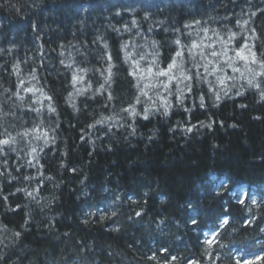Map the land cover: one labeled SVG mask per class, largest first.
<instances>
[{
  "label": "trees",
  "instance_id": "obj_1",
  "mask_svg": "<svg viewBox=\"0 0 264 264\" xmlns=\"http://www.w3.org/2000/svg\"><path fill=\"white\" fill-rule=\"evenodd\" d=\"M229 32L260 57L264 0H0V139L15 138L0 145V264H264V77L247 84L259 65L236 60L233 72L197 55L234 79L180 84L179 105L177 87L147 73L186 51L175 40L209 53ZM61 60L83 77L75 88ZM137 62L149 78L128 75ZM130 104L139 116L122 111Z\"/></svg>",
  "mask_w": 264,
  "mask_h": 264
},
{
  "label": "snow or ice",
  "instance_id": "obj_2",
  "mask_svg": "<svg viewBox=\"0 0 264 264\" xmlns=\"http://www.w3.org/2000/svg\"><path fill=\"white\" fill-rule=\"evenodd\" d=\"M133 23H135V21H133ZM185 27H190V26L185 25ZM254 38L255 37H253V39ZM218 39H219V37H218ZM232 41H237V47L235 49H232L228 46L230 44V42H232ZM153 43L155 44V42H153ZM174 43L176 45L181 46L182 48L186 49V51L176 50L175 54L171 57L170 61L166 63V67H160L157 64L156 60L154 59L153 61H151L150 65L147 67V73L150 76H154V77H158V78H164V79H158L156 81V83L160 84L164 89L168 90L170 93H171L172 86L177 87V92L179 93V95H176V101H177L178 105L183 103V98L185 96L184 89L179 87L180 84H184V87L187 88L188 92L192 93L197 89L198 83H209V84H211V82L206 80V77L209 75L216 76L218 84L215 86L218 88H221V90H224L222 86H224L225 79H229V80L234 79L233 77L216 75V73L218 71H223V69H220L219 63L216 64V66H214L212 69H209V65L213 64V61L207 60L206 64H200L195 59V57L197 55H199L203 59H207V57L209 55L211 57H216L218 59L223 58V59H220V62L227 64L228 67L231 68V70L233 72H239L240 71V69L235 66L236 60L243 61L245 63V66H247L249 63L258 64L260 71H255L253 69H249V71L254 72V75L252 76L251 79H247V78L246 79H247V84L250 88L261 89V82L256 81V77H258V76L264 77V58H261V57H264V53H261L260 57H258L257 52L252 50V46H250L247 43H244V44L239 43V41L237 39V35L235 33L229 32L227 41H220L221 44L225 45V47H223V49L220 51H217L214 45H209L210 47H212V51L209 53H205L203 50L202 44L197 43L195 41H193L190 46L181 45V41L179 39L175 40ZM123 47H127V45H122V48ZM196 49H200L199 53H197L195 51ZM229 51H235V57H229L228 56ZM245 53H247V54H245ZM60 55L63 56L64 53L61 52ZM177 58H179V62H178ZM141 59H144V57H141ZM108 60H109L108 67L103 70V71H106L108 73L107 77H105V80H104L105 84L109 83V81L111 80V78L113 76V73H112L113 65L111 63L112 57L109 56ZM190 61H191L192 68L199 69L202 67L204 69V71L203 72H199V71L193 72L190 68L185 67V65L187 63H189ZM60 63L62 65H64V67L66 69L72 71L71 79H72L73 87L75 88L76 83L79 81H82L83 77L80 76L76 71L73 70V64L71 62L66 63L65 60H61ZM154 67L156 68V71H153ZM81 71H87V70L82 69ZM97 71H101V70L97 69ZM137 73H139L140 79L149 78V77H146L144 75V72L141 71L138 62L136 63L134 70L130 71L128 73V75L132 76L133 79H137ZM101 74H103V72ZM240 74H241V76H244L243 72H241ZM33 78H35V77L33 76ZM185 82H187V83H185ZM21 84H23V81H21ZM151 86H154V85H151V84L145 85V87H151ZM103 88H104V85H101L100 88L96 90V93H94V95L99 94L103 90ZM5 91H7V89ZM26 91L31 92L32 90L26 89ZM83 91L84 90H82V89H77V94L78 95L83 94ZM224 94L227 95L228 92L225 90ZM236 94L241 95L242 93H240L238 91ZM141 95H147V93L144 92L143 89H141ZM206 95L207 94L202 95L200 97V100H201L200 107H202V108L205 106L203 101H204ZM214 95H215V99L217 101H219L221 99L219 92H216ZM19 98L21 100H23V97H19ZM45 99L51 100V97L46 96ZM112 99H113V96L110 94L108 96V100L111 101ZM261 99L264 100V90H261ZM68 100L71 102L70 106H72L75 109V103L72 102L71 94H69ZM135 101H136V104H139L141 102L140 96H136ZM33 103H35V101H33ZM106 106L107 105H105V107ZM160 107H163V109H164L163 115L168 116V110L171 107V104L167 100H165L164 104H162ZM242 107H243V105H242ZM37 111H39V110H37ZM55 111H56L55 107L50 105L49 106V112L55 113ZM122 111L129 112V114L131 116H139L140 115V113H138L136 111L135 104H130L128 108H124V109H122ZM185 111H187V109H185ZM149 112H150V109L145 108L142 118L147 120L149 118ZM109 119H111V118L109 117ZM104 122L105 121L103 119L97 120L96 124H102ZM88 127H93V125H88ZM191 130H192L191 128L188 129V131H191ZM19 135L27 136V135H29V133L27 131H25L23 133H20ZM41 137H43L45 145H47V143L49 142L48 133L42 132L39 135L35 136L34 138L39 140V139H41ZM13 142H15L14 137L9 138V139H0V145H3V146H8L10 143H13ZM52 142L54 143V138H53ZM33 152H35V149H33ZM28 163H29V165H31V163H32L31 160H29ZM2 174L3 173H0V175H2ZM48 179H51V178L49 177ZM22 191H24V189H21V188L17 189V192H22ZM26 195L29 197H32L33 199L35 198L33 192H26ZM240 203H243V201L241 200ZM140 215L141 214L139 212L136 213V216H140ZM220 219H221V222L219 224V227H221V228L224 225H227L229 223V220L227 218L221 217ZM85 223H87V221H85ZM192 223L196 224L197 221L195 219H192ZM17 235H19V234L17 233ZM216 235H217L216 228L213 227V229L210 230L209 237L206 238L204 242L207 245H209V247H211L215 243ZM162 251H166V249H162ZM149 259H153V257L150 256ZM171 259L174 261L177 259V257L172 256ZM167 264H171V261H168ZM188 264H195V262L189 261Z\"/></svg>",
  "mask_w": 264,
  "mask_h": 264
},
{
  "label": "bare ground",
  "instance_id": "obj_3",
  "mask_svg": "<svg viewBox=\"0 0 264 264\" xmlns=\"http://www.w3.org/2000/svg\"><path fill=\"white\" fill-rule=\"evenodd\" d=\"M246 258L249 259L248 256H246Z\"/></svg>",
  "mask_w": 264,
  "mask_h": 264
}]
</instances>
